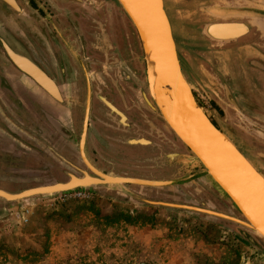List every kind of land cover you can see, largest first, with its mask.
I'll return each mask as SVG.
<instances>
[{"label": "rangeland", "instance_id": "rangeland-1", "mask_svg": "<svg viewBox=\"0 0 264 264\" xmlns=\"http://www.w3.org/2000/svg\"><path fill=\"white\" fill-rule=\"evenodd\" d=\"M18 1L22 5L26 4L25 7L29 9L28 12L38 22L34 21L35 25L30 23L31 21L27 22L29 27L37 32L36 36L39 40L48 45L46 34H41V31H44L42 27H47L42 20V15L36 11L34 6L27 3L28 0ZM38 1V10L40 12L43 10L45 14L47 11L50 18L46 14L45 20L54 25L49 11L43 5L44 2L49 4V0ZM96 1L101 4V7L106 12H111L114 9L115 16L124 23V32H126L123 40H121L120 45L122 47L113 52V54L123 59V63L109 65L107 66V68L109 67L107 71L112 72L113 69H118V71H123V76L132 75L137 81L144 80V88L142 90L138 85L139 90L149 93V87L147 88L146 85L147 79L143 50L134 27L129 20H126V15L116 0ZM97 2L95 5L91 2L88 5L93 20H95L94 16L99 14ZM33 4L35 5V2ZM200 4H202L201 7L195 9L193 12L200 13L201 16L202 8L207 6L208 8L216 7L220 10L222 9L221 5L224 4H234L237 7L241 5L252 8L264 7L262 0H251V2H241L239 0L234 2L233 0H200ZM218 5L220 6L218 7ZM165 8L172 25L184 76L189 82L196 98L205 108L208 115L211 114L210 118L214 119L221 127L220 130L237 145L240 151L253 163L255 168L264 175V144H261L256 139L248 142L244 130L235 128L236 126L231 127L227 123L230 118L227 117L229 114H226V112L220 113L218 110L221 108L226 111V108L231 105L227 97L228 89L235 105L244 117L264 127V106H262L264 105V95H262L264 94V90H261L264 84V29L260 27L261 21L258 19L256 21L255 19L251 20L256 26L252 28L251 34L241 42L225 47L224 45L212 46L211 44V49L220 51L231 49H236L237 51L244 49L253 50L252 54L247 52L245 58L251 57L255 60L244 61L245 67L248 66L255 69L256 73L253 79L257 87L255 86L252 90L253 96H250L248 93H245L242 86L240 90L236 91L233 80H227L223 77L212 67L211 62L203 58V54H199V57L196 56V58L194 53H189L183 34V22L180 24L174 11L178 9L173 8L172 2L167 0L165 1ZM229 10L234 13L231 9ZM205 11L204 15H210L209 11ZM14 13L9 25L12 26L14 31H18L17 28L20 22L25 21V18L20 14ZM0 18L4 19V16L2 15ZM206 19L208 23L211 22L210 18L207 17ZM70 20L74 34L78 38L81 36L78 24L73 19ZM98 21L105 23L104 17ZM22 25L24 26L23 23ZM105 25L107 26V24ZM96 26L94 23H90V35L86 32V36L89 39L91 51L93 50L100 55H104L103 51L98 47L104 46L105 40L96 31ZM24 37L30 41L34 48L39 49L37 43L31 39L29 34L24 33ZM52 39L54 43L60 45L56 37L52 36ZM2 52L4 51L0 46V53L2 54ZM40 62L42 63V61ZM44 62L49 64H46L48 66L47 69L52 74L58 73L60 67L59 61ZM64 62L66 63L67 61ZM241 82L245 87L248 84L244 80ZM39 94L44 103H52L44 94L41 92ZM59 114L62 123L64 122L66 125L69 123V126H71V113L66 108L60 107ZM154 119L161 133L158 131V133L155 132L153 135L154 131H152V134L147 136L140 133L136 139L146 138L151 143L158 145L160 148L154 145L159 152L157 155L146 159L116 157L120 163L115 165L112 164L113 161L112 163L104 164L102 161H95L90 150L93 160L106 173L112 172L121 176L149 180H167L166 178L151 179L149 177L150 174L162 176L167 171L180 169H157V165L161 164L156 162L157 159L167 156L163 152L171 154L170 152L175 151V154H192L180 144L176 136L170 132L169 127L164 125L163 120L157 117ZM80 125L81 119L79 135ZM2 127L4 128V133H7L9 129L4 126ZM93 135L94 131H91V136ZM159 136H161V139L165 138L167 143H159L158 139H156ZM6 139L8 138L6 137ZM5 141L2 142L4 143ZM170 141L178 146V150L174 149L172 144H169ZM99 142L105 149L110 148L103 141L99 140ZM125 147L127 149L130 148ZM154 147L148 150L153 152ZM137 149H143V146H138ZM159 149H162L163 152ZM143 150L146 151V149ZM64 162L71 165L66 160ZM71 166V171L64 174L60 171L59 167L53 168L50 162L44 161L38 163L31 160L27 162L26 166H23L21 175L17 174L18 176H14L15 174H10V170H7V173L3 172L0 174V178L3 176L16 178L11 180L15 182L13 184L0 183V188L13 190L25 186H40L53 182H65L69 180L68 173L80 175L79 171L75 169L79 167ZM82 170L88 169L86 167V169ZM195 170L202 171V169ZM202 174L207 178L209 191L205 188L204 184L200 183L197 176L191 175H187L192 177L191 181L173 188L127 187L149 199L170 200L198 207H203L202 203H204L211 209L238 215L237 210L228 199L222 196L220 191L212 185L210 177L203 173V171ZM36 175L41 176L35 177ZM187 176L174 178H184ZM196 192L205 197L206 200L203 201L196 196ZM184 193L189 195L191 199L186 200ZM0 264H264V243L257 240V245H254L243 236L239 226L225 221L214 220L188 212L140 205L115 191L106 193L100 191H77L52 198L33 200L22 205H14L7 209L0 208Z\"/></svg>", "mask_w": 264, "mask_h": 264}, {"label": "flooded vegetation", "instance_id": "flooded-vegetation-1", "mask_svg": "<svg viewBox=\"0 0 264 264\" xmlns=\"http://www.w3.org/2000/svg\"><path fill=\"white\" fill-rule=\"evenodd\" d=\"M16 1L24 11L21 16L25 18V21H21L17 28L18 31H14L9 23L13 19V12L17 15L19 13L0 1V17L4 16V19L0 18V35L5 32L7 37H10L9 48L13 49V52H11L15 57L27 61L25 57H27V53L30 54L37 65L52 79L58 89L59 97H53L18 69L7 53H0V132L4 133L2 126L9 129L7 133H4L5 136L0 137V174L7 173V170H10V174H15L14 176L21 175L23 166H26L27 162L31 160L38 163L50 162L53 168L59 167L64 174L71 171V165L86 169L81 160V151L78 147L80 144V119L82 121V117L85 115L83 110H88L87 112L90 110L89 144L95 161H102L103 164L112 163L113 161L112 164L117 165L120 161L116 157L146 159L157 155L159 152L154 146L143 147V149H146L145 151L143 149L139 150L137 149L138 146L128 143L129 138L136 139L140 133L145 136L152 134V131H154L153 135L155 132L158 133L160 128L156 125L154 118L157 117L162 120V117L155 107L150 93L142 91L145 85L144 80L137 81L132 75L123 76V71H118V69H113L112 72L107 71L109 68L107 66L123 63V59L113 54L116 49L119 50L122 47L120 45L121 40L126 34L124 23L115 16L114 9L111 12H106L96 0H49L51 4L42 1L51 15L54 24L52 25L45 20V12L42 9H40L41 12L38 10V0H28L29 2L26 0L42 15V20L47 25V27H42L44 31H41V34H46L47 45L39 40L36 36L37 32L27 24L31 21L30 23L35 25L33 22L36 21V18L28 12L29 9L25 7L26 4L22 5L18 0ZM239 1L251 2V0ZM33 2H35V5ZM90 2L94 5L96 2L98 3L99 14L94 16L95 20L92 19V14L88 9ZM262 2L264 3V0ZM221 6L222 9L226 10L237 7L234 4ZM102 17H104L105 23L98 21L102 20ZM70 19L78 24L81 34L78 38L74 34ZM36 23L38 22L36 21ZM90 23L97 25L96 31L105 40L104 46L98 47L104 55L90 49L89 39L86 36V32L90 35ZM55 27H57L60 35L62 34V37L65 38L68 47L74 48L84 60V69L74 62L67 50V45L62 41ZM24 33L31 36V39L37 43L40 50L32 46L30 41L24 37ZM52 36L56 37L60 45L54 43ZM98 39L100 38L98 37ZM209 43L215 42L209 40ZM23 49L27 53L23 52ZM44 61H59L58 73L52 74L47 69L49 64ZM258 65L262 66L261 64ZM147 83L146 81L148 88ZM138 85L142 89L141 91ZM261 90H264V84ZM40 92L52 101V105L43 102ZM227 93L231 105L226 108V111L221 108L222 111L218 109L219 112L229 114L227 117L230 118L227 123L231 127L236 126L235 128L244 130L248 142L256 139L264 144V127L246 119L235 103L232 104L230 101V98L233 100V97L228 89ZM60 107L66 108L71 113V126H69V123L68 125L62 123L59 114ZM212 121L221 129L214 119ZM164 125L166 124L164 123ZM91 131H94L95 136H91ZM156 139L159 143H167L165 138L161 139V136ZM99 140L108 144L110 148L105 149L102 147ZM124 146L130 148L127 149ZM151 147H154L153 152L148 150ZM159 150L162 151V149ZM170 153L175 154V151ZM163 154L170 155L166 152H163ZM61 157L71 165L64 162ZM187 175L197 176L200 183L204 184L207 190L209 189L207 178L201 170L192 171L190 168L185 167L167 171L162 176L150 174L149 177L151 179H170ZM40 176L36 175L35 177ZM12 179L16 178L3 176L0 178V183L13 184L15 182L11 181ZM195 194L203 201L206 200L197 192ZM185 198L186 200L191 199L187 194H185ZM207 204L209 205L208 202Z\"/></svg>", "mask_w": 264, "mask_h": 264}, {"label": "water", "instance_id": "water-1", "mask_svg": "<svg viewBox=\"0 0 264 264\" xmlns=\"http://www.w3.org/2000/svg\"><path fill=\"white\" fill-rule=\"evenodd\" d=\"M0 1L9 5L20 15L24 14V11L16 0ZM116 1L121 5L126 15V20H129L138 36L143 50L150 96L161 114L163 122L169 127L170 132L192 154L185 155L176 153L159 158L156 162L161 164L157 165L158 167L156 168L176 169L190 167L192 170L202 169L203 173L210 177L212 185L237 210L238 215L211 209L204 203H202L203 207H198L170 200L149 199L127 187L173 188L191 181V176L167 180H149L121 176L112 172L106 173L93 160L90 153V110L89 112H87L88 110H83V114L85 115L82 117L79 135L81 157L88 170L75 168L79 171L80 175L68 173L69 180L65 182H53L40 186H25L13 190L0 188V208L7 209L14 205H22L33 200L52 198L77 191H100L102 193L115 191L121 196L140 205L188 212L210 219L232 223L239 226L243 236L254 245H257V240L264 243V175L253 166L251 161L240 151L237 145L214 124L188 84L179 60L177 45L174 39L172 25L165 10L164 0ZM259 7L252 8L241 5L240 7L232 9V11L236 12L227 15L232 17L229 21L245 24L248 32L240 38L220 43V45H230L245 39L251 34L252 28L256 26L254 22H251L253 19L255 21L256 19L260 20V27L264 29V7ZM203 10L208 11V6L203 8ZM44 11L46 10L44 9ZM46 14L50 18L47 11ZM207 17L211 21V16L207 15ZM219 21L222 20L214 18L213 22ZM55 30L59 33L57 27H55ZM60 37L67 45V50L74 62L84 69L83 59L79 53L74 48L68 47L62 34ZM9 39L10 37H7L5 32L0 35V46L2 50L9 55L16 67L51 94L37 78L23 70L17 61L14 60L13 49L11 50L9 48ZM22 51L27 53L24 49ZM25 59L32 63L47 80L53 82L32 59L30 54L27 53ZM152 74L156 78L155 87L152 86ZM51 95L53 96V94ZM128 143L133 146L143 147L155 145L146 138L130 139ZM169 144H172L174 149L178 150V146L172 141ZM155 146L160 148L158 145ZM62 159L65 161L64 158ZM230 162H234L232 165L233 169H231ZM235 167L242 171H236L234 169ZM244 175L254 178L253 181L250 180V182H247L243 178ZM86 177L92 179L93 182L89 184H78L74 187L70 186L73 178L84 180ZM106 178H110L112 182L104 181ZM261 183H263L262 189Z\"/></svg>", "mask_w": 264, "mask_h": 264}, {"label": "crops", "instance_id": "crops-1", "mask_svg": "<svg viewBox=\"0 0 264 264\" xmlns=\"http://www.w3.org/2000/svg\"><path fill=\"white\" fill-rule=\"evenodd\" d=\"M166 1V0H165ZM172 2L173 8L178 9L174 10L176 13L177 20L183 22V34L187 43V49L190 52L195 54V57L199 54H203V58L206 61L211 62L212 67L216 69L223 77L227 80H233L234 88L236 91L240 90L242 87L245 90V93L252 95V90L255 88V83L253 76L255 69L249 68L246 66L244 61H254L251 57L245 58L247 52L252 54V49L236 50L231 49L227 51H220L211 49V44L219 46L217 43H209V39L204 37V28L206 25L212 23L214 12L216 8L210 7L208 11L211 16V22H207V15H204L202 8V16L200 13L193 12L195 9H199L202 4L200 0H167ZM206 5V4H203ZM213 6V5H211ZM218 10V9H217ZM226 10V9H223ZM222 10V11H223ZM206 12V11H205ZM217 17V16H216ZM204 24V25H203ZM182 29V27H181ZM211 41V40H210ZM227 45H224V47ZM214 48V47H212ZM193 54V55H194ZM250 54V55H251ZM200 55V56H201ZM205 56V57H204ZM197 58V57H196ZM255 65V63H253ZM239 68V69H238ZM242 80L247 81L246 87L243 86ZM242 86V87H241ZM257 87V86H256ZM3 132H0V137L2 138Z\"/></svg>", "mask_w": 264, "mask_h": 264}, {"label": "bare ground", "instance_id": "bare-ground-1", "mask_svg": "<svg viewBox=\"0 0 264 264\" xmlns=\"http://www.w3.org/2000/svg\"><path fill=\"white\" fill-rule=\"evenodd\" d=\"M165 10H166V8H165ZM215 11H219V12H214V16H215L214 18H216V19L219 18L222 21L213 22L214 21V18H213L212 23H210V24H208V25L205 26V28H204V35H205V37L207 39H209V40H211V41H213L215 43L220 44V43H225V42H229L231 40H235L237 38H240V37H242V35H244V34H246L248 32V29H247V27H246L245 24L229 21L230 19H232V17H229L227 15L229 13H233L230 10H223L222 11V9L221 10L220 9L217 10V8H216ZM166 13H167V11H166ZM167 16H168V14H167ZM14 60L17 61V63L20 65V67H22L23 70H25L26 72L32 74L35 78H37L38 81L41 82L51 92V94H53V96L55 98H58L59 97L58 90H57V87L54 84V82H51L50 80H47V78H45V76H43V74H41V72H39L38 69L34 65H32V63H30L29 61H23V60L15 57V56H14ZM152 73H153V71H152ZM151 81H152V86L155 87L156 78H155V75L154 74H152ZM147 82H148V80H147ZM188 84H189V82H188ZM148 87H149V82H148ZM230 101L232 103H234V101L232 100V98H230ZM155 107H156V105H155ZM171 111H172V109H171ZM205 112H206V110H205ZM206 114L208 115L207 112H206ZM87 115H88V113H87ZM230 164H231V169H233L232 168V165L234 164V162L233 163L230 162ZM234 169L236 171H242L241 169L236 168V167ZM243 178L247 182H250V180L253 181V179H254V178H251L248 175H244ZM105 180L112 182V180L110 178H106V179H104V181ZM92 182H93V180L90 179L89 177H86L84 180H78L76 178H73L72 181H71L70 186H73L74 187L75 185H78V184H89V183H92ZM262 188H263V183H261V189Z\"/></svg>", "mask_w": 264, "mask_h": 264}]
</instances>
